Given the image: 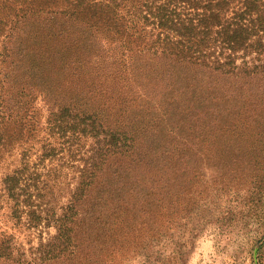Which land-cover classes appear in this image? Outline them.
Returning <instances> with one entry per match:
<instances>
[{"label":"trees","instance_id":"16d2710c","mask_svg":"<svg viewBox=\"0 0 264 264\" xmlns=\"http://www.w3.org/2000/svg\"><path fill=\"white\" fill-rule=\"evenodd\" d=\"M63 74L77 77L74 100L58 92ZM234 98L245 101L234 118L252 115L250 99L260 107L253 118L264 132V0H0V164L13 151L19 162L0 176L8 220L52 226L38 246L53 257L109 264L128 232L148 223L137 212L153 211L128 205L165 183L161 166L182 159L175 145L203 144L226 112L233 121ZM218 102L222 111L209 106ZM60 152L79 162L75 183L47 206L40 199ZM258 154L261 176L243 199L262 224L250 239L254 261L264 242ZM16 253L13 235L0 230V264L25 262Z\"/></svg>","mask_w":264,"mask_h":264},{"label":"rangeland","instance_id":"374dc122","mask_svg":"<svg viewBox=\"0 0 264 264\" xmlns=\"http://www.w3.org/2000/svg\"><path fill=\"white\" fill-rule=\"evenodd\" d=\"M76 78L63 74L58 92L74 100L79 87L75 83ZM238 89L239 86L235 85L236 92ZM77 98L80 101L79 96ZM232 101L231 117L234 118L245 101L238 98ZM216 105L220 111L224 108L223 102L209 104L210 107ZM255 105L252 99L248 101L252 115L244 113L240 117L246 118L244 121L239 117L229 120L226 112L217 123V129L202 141L203 144L197 143L185 150H178L183 145H175L176 154H182V159L173 166H161V181L164 176L168 178L165 183L157 186V191L148 202L142 203L141 198H135L128 205L135 211H138L137 206H144L146 210L152 208L153 211H148L147 215L141 211L136 214L135 221L144 219L148 223L139 225L140 228L134 232H128L116 260L109 264H264V242L255 261L250 243L251 237L262 229L261 219L256 216L259 211L243 205L244 197L254 190L253 185L261 176V170L257 171L259 165L256 167L253 161L255 154L259 153L257 158L264 159V132L259 131V121L253 118L260 107ZM111 108L107 106L104 114L112 122L118 117V112L116 106L111 105ZM143 113L138 108L132 117ZM158 138L154 137L153 146ZM88 141L85 140V143L88 144ZM7 153L0 164V176L8 166L11 171L15 164H19L16 161L17 152ZM58 156L60 159L55 160L49 170L48 179L53 185L45 189L46 195L40 199L42 204L47 202V206L59 205L75 183L79 162L69 160L63 152L57 153ZM34 162L38 163L36 154L31 157V163ZM49 165L48 159L38 164L42 180ZM256 174L259 178L255 177ZM6 213L5 204L0 202V230L13 235L19 252L15 255L21 253V259L25 260L9 264H77L76 258L53 257L50 248L38 246L40 236L46 238L53 233L52 226L42 224L31 230L22 223L13 226ZM125 213L126 218L131 217L129 210ZM127 224L124 221L125 227Z\"/></svg>","mask_w":264,"mask_h":264}]
</instances>
